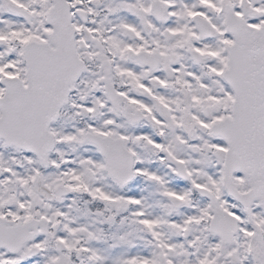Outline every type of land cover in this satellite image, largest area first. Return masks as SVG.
Returning <instances> with one entry per match:
<instances>
[{
	"label": "snow or ice",
	"instance_id": "snow-or-ice-1",
	"mask_svg": "<svg viewBox=\"0 0 264 264\" xmlns=\"http://www.w3.org/2000/svg\"><path fill=\"white\" fill-rule=\"evenodd\" d=\"M0 264H264V0H0Z\"/></svg>",
	"mask_w": 264,
	"mask_h": 264
}]
</instances>
